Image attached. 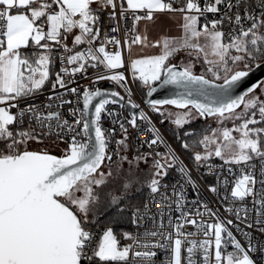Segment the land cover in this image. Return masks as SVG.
I'll return each instance as SVG.
<instances>
[{"label":"snow or ice","instance_id":"snow-or-ice-1","mask_svg":"<svg viewBox=\"0 0 264 264\" xmlns=\"http://www.w3.org/2000/svg\"><path fill=\"white\" fill-rule=\"evenodd\" d=\"M0 264H264V0H0Z\"/></svg>","mask_w":264,"mask_h":264},{"label":"water","instance_id":"water-1","mask_svg":"<svg viewBox=\"0 0 264 264\" xmlns=\"http://www.w3.org/2000/svg\"><path fill=\"white\" fill-rule=\"evenodd\" d=\"M254 80L256 79V77L253 78ZM169 91H171V89H163L160 90V92H158L157 94H154L156 96V98H162L164 95H167L169 93Z\"/></svg>","mask_w":264,"mask_h":264},{"label":"rangeland","instance_id":"rangeland-1","mask_svg":"<svg viewBox=\"0 0 264 264\" xmlns=\"http://www.w3.org/2000/svg\"><path fill=\"white\" fill-rule=\"evenodd\" d=\"M198 70H199V66H198ZM200 119V118H199ZM197 120V121H201V120ZM205 124H212V118H209V119H207V120H205V121H203ZM214 126V125H213ZM57 153L59 152V149L57 148V149H54Z\"/></svg>","mask_w":264,"mask_h":264},{"label":"trees","instance_id":"trees-1","mask_svg":"<svg viewBox=\"0 0 264 264\" xmlns=\"http://www.w3.org/2000/svg\"><path fill=\"white\" fill-rule=\"evenodd\" d=\"M206 125L203 121H195L193 127H201Z\"/></svg>","mask_w":264,"mask_h":264},{"label":"built area","instance_id":"built-area-1","mask_svg":"<svg viewBox=\"0 0 264 264\" xmlns=\"http://www.w3.org/2000/svg\"><path fill=\"white\" fill-rule=\"evenodd\" d=\"M102 86H103V87H106V88L109 87V85H108L107 83H103ZM135 98H136L138 101L140 100L141 97H140V93H139V92H137V95H136ZM105 123L107 124V121H106Z\"/></svg>","mask_w":264,"mask_h":264},{"label":"flooded vegetation","instance_id":"flooded-vegetation-1","mask_svg":"<svg viewBox=\"0 0 264 264\" xmlns=\"http://www.w3.org/2000/svg\"><path fill=\"white\" fill-rule=\"evenodd\" d=\"M207 119H209V118H207ZM199 120H201V121H205V119H204V118H200Z\"/></svg>","mask_w":264,"mask_h":264},{"label":"crops","instance_id":"crops-1","mask_svg":"<svg viewBox=\"0 0 264 264\" xmlns=\"http://www.w3.org/2000/svg\"><path fill=\"white\" fill-rule=\"evenodd\" d=\"M175 31V30H174Z\"/></svg>","mask_w":264,"mask_h":264}]
</instances>
